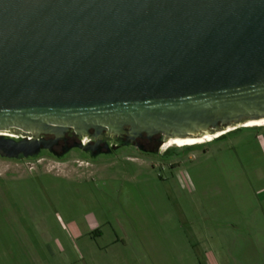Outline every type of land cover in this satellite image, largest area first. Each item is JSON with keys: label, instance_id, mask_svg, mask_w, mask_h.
Segmentation results:
<instances>
[{"label": "water", "instance_id": "obj_1", "mask_svg": "<svg viewBox=\"0 0 264 264\" xmlns=\"http://www.w3.org/2000/svg\"><path fill=\"white\" fill-rule=\"evenodd\" d=\"M252 121L264 0H0L1 158L159 153Z\"/></svg>", "mask_w": 264, "mask_h": 264}, {"label": "rangeland", "instance_id": "obj_2", "mask_svg": "<svg viewBox=\"0 0 264 264\" xmlns=\"http://www.w3.org/2000/svg\"><path fill=\"white\" fill-rule=\"evenodd\" d=\"M46 154L0 157V264H264V125L159 153Z\"/></svg>", "mask_w": 264, "mask_h": 264}, {"label": "bare ground", "instance_id": "obj_3", "mask_svg": "<svg viewBox=\"0 0 264 264\" xmlns=\"http://www.w3.org/2000/svg\"><path fill=\"white\" fill-rule=\"evenodd\" d=\"M257 125H264V121H252V122H247L244 124H241L239 126H257ZM235 127H229L228 129L221 131V132H217L215 134L212 135H206L204 137H200V138H186V139H170L169 141H165L164 144L162 145L163 149L173 145V144H177V145H190V144H198V143H203V142H207V141H211L212 139H214L215 137L220 136L223 133H226L227 131L233 129ZM161 147V148H162Z\"/></svg>", "mask_w": 264, "mask_h": 264}, {"label": "flooded vegetation", "instance_id": "obj_4", "mask_svg": "<svg viewBox=\"0 0 264 264\" xmlns=\"http://www.w3.org/2000/svg\"><path fill=\"white\" fill-rule=\"evenodd\" d=\"M74 139V136L72 135V134H69L68 135V140L69 141H72ZM148 147H146L147 149L149 148V149H154L155 148V144H152V145H147ZM162 147V146H161ZM160 147V149H163V147L161 148ZM169 147H171V146H169ZM168 148V147H167ZM167 148H165V149H163V151L164 150H166ZM113 149L115 150V148L113 147ZM74 149H71L68 153H70L71 151H73ZM63 151V143L62 142H59V143H57V145H54L53 147H52V149H51V151H45V153H47L46 155L47 156H50V157H52V158H55L56 157V155L57 154H61V152ZM67 153V154H68ZM66 154V155H67ZM65 155V156H66ZM77 163V162H76Z\"/></svg>", "mask_w": 264, "mask_h": 264}, {"label": "trees", "instance_id": "obj_5", "mask_svg": "<svg viewBox=\"0 0 264 264\" xmlns=\"http://www.w3.org/2000/svg\"><path fill=\"white\" fill-rule=\"evenodd\" d=\"M261 126H263V125H257V126H252V128H259V127H261ZM248 127V126H247ZM251 128V129H252ZM244 129H246V128H244ZM248 129V128H247ZM212 140H215V139H212ZM211 140V141H212ZM207 142H209V141H207ZM206 143V142H205ZM190 145H193V144H190ZM182 146H186V145H182ZM180 147H181V145H180Z\"/></svg>", "mask_w": 264, "mask_h": 264}]
</instances>
